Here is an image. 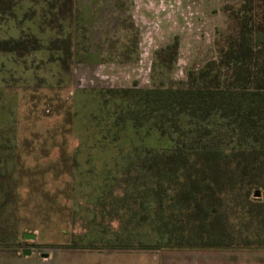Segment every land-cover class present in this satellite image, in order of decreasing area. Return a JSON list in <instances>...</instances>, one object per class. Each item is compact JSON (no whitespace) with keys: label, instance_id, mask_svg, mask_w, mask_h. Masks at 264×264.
<instances>
[{"label":"trees","instance_id":"trees-1","mask_svg":"<svg viewBox=\"0 0 264 264\" xmlns=\"http://www.w3.org/2000/svg\"><path fill=\"white\" fill-rule=\"evenodd\" d=\"M89 8L0 0L1 86L21 69L29 83L64 88L74 62H98ZM254 8L258 22L244 15L238 39L187 85L74 88L72 212L85 217L72 245L264 247V0H243L241 11ZM8 157L0 178L13 173ZM1 198L0 214L14 206L9 192Z\"/></svg>","mask_w":264,"mask_h":264},{"label":"rangeland","instance_id":"rangeland-1","mask_svg":"<svg viewBox=\"0 0 264 264\" xmlns=\"http://www.w3.org/2000/svg\"><path fill=\"white\" fill-rule=\"evenodd\" d=\"M77 2L91 7L85 15L92 18L99 61L74 62L72 82L64 88L29 83L21 69L0 83V157L14 159L13 174L0 178L14 204L0 214V234L11 238L0 243V264H211L210 253L197 249L72 245L85 217L84 210L72 212V96L77 86L187 85L190 72L221 58V50L238 39L244 15L256 24L261 9L243 12V0ZM11 123L13 149L4 146ZM26 232L36 237L26 238Z\"/></svg>","mask_w":264,"mask_h":264},{"label":"crops","instance_id":"crops-1","mask_svg":"<svg viewBox=\"0 0 264 264\" xmlns=\"http://www.w3.org/2000/svg\"><path fill=\"white\" fill-rule=\"evenodd\" d=\"M0 159H10V157H0ZM3 173H9L5 171ZM1 190H5V186H0ZM257 197L263 196V191L259 190ZM200 251L210 253L214 258L211 264H264V247H248V248H193Z\"/></svg>","mask_w":264,"mask_h":264},{"label":"water","instance_id":"water-1","mask_svg":"<svg viewBox=\"0 0 264 264\" xmlns=\"http://www.w3.org/2000/svg\"><path fill=\"white\" fill-rule=\"evenodd\" d=\"M24 236L26 238H35L36 237V235L34 233H31V232H26Z\"/></svg>","mask_w":264,"mask_h":264}]
</instances>
